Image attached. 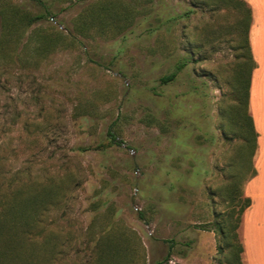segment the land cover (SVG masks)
Here are the masks:
<instances>
[{
  "label": "rangeland",
  "instance_id": "obj_1",
  "mask_svg": "<svg viewBox=\"0 0 264 264\" xmlns=\"http://www.w3.org/2000/svg\"><path fill=\"white\" fill-rule=\"evenodd\" d=\"M249 22L245 0H0V196L49 203L16 237L31 263L235 264L214 228L242 243L251 205Z\"/></svg>",
  "mask_w": 264,
  "mask_h": 264
},
{
  "label": "trees",
  "instance_id": "obj_2",
  "mask_svg": "<svg viewBox=\"0 0 264 264\" xmlns=\"http://www.w3.org/2000/svg\"><path fill=\"white\" fill-rule=\"evenodd\" d=\"M240 1V0H239ZM242 1V0H241ZM248 5V4H247ZM249 7V6H248ZM40 17L34 18L32 21L39 20ZM249 27L247 30L246 36V48L248 53V60L252 63V68L248 74L246 79H241V85L244 86V96L238 97L240 104L244 107V120L242 124V130L244 134L242 136V140L244 146H246L250 150V154L248 156V163H252V158L255 155L257 150V139L258 134L255 130L253 119L251 115L248 113L249 106V92L251 87V79L252 73L255 68V61L252 57L250 42H249V31L252 24V12L249 7ZM186 66V61L181 62L171 74L163 76L161 78V82L163 84H168L173 82L178 76L179 72ZM240 114V113H239ZM107 141L108 146H117L123 142L120 140L119 136L111 126L107 131ZM86 150H89L87 148ZM256 175V170L252 169L251 175L247 180L252 179ZM5 179V178H4ZM13 181V180H12ZM11 180L7 181L8 184H5L0 180V193L4 188L11 187V184L14 183ZM42 194V193H41ZM41 194L39 196L34 197L33 199L25 196L23 190H19L12 196H6L3 194L0 196V264H33L24 255L19 251V247L16 241V237L18 234L20 236L26 235L31 229H36L40 224V217L42 216L43 211L45 210V206L49 205L47 203V199H45ZM249 200H246V205L242 207V212L246 208L249 207ZM39 223V224H38ZM239 224L236 225H226L224 223L215 224L214 231L218 232L223 240L229 238L228 234H233V239L236 240L237 244H228L226 249L231 250V255H233V262L235 264H242V255L244 253V246L239 241V236L236 233ZM223 247H219V250H222ZM161 264V263H158Z\"/></svg>",
  "mask_w": 264,
  "mask_h": 264
},
{
  "label": "crops",
  "instance_id": "obj_3",
  "mask_svg": "<svg viewBox=\"0 0 264 264\" xmlns=\"http://www.w3.org/2000/svg\"><path fill=\"white\" fill-rule=\"evenodd\" d=\"M252 12L249 42L256 67L252 73L249 110L258 134L256 175L245 185L251 205L241 225L245 264H264V0H245Z\"/></svg>",
  "mask_w": 264,
  "mask_h": 264
}]
</instances>
